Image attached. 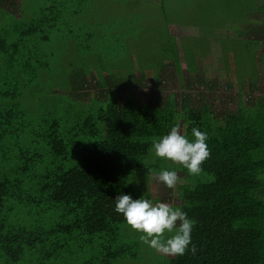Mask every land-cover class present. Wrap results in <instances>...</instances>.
<instances>
[{
  "label": "trees",
  "instance_id": "16d2710c",
  "mask_svg": "<svg viewBox=\"0 0 264 264\" xmlns=\"http://www.w3.org/2000/svg\"><path fill=\"white\" fill-rule=\"evenodd\" d=\"M39 11L38 20L14 19L12 30H0V264L134 259L136 243L122 240L126 223L113 210V198L119 192L140 197L131 179L155 174L168 162L154 156L151 144L172 125L189 139L193 126L207 132L209 157L197 175L180 164L166 167L175 169L183 183L177 196L181 203L172 205L194 220L197 253L167 256L165 264H264L263 85L234 95L228 82L219 87L188 80L179 99L165 101L159 95L141 104L134 87L143 86L145 78L117 86L103 73L104 82L94 76L72 79L73 98L98 109L86 106L80 116L68 107L64 113L32 109L22 100L38 67L45 68L40 56L48 57L43 45L50 37L46 33L32 45L28 39L39 29L49 31L46 23L58 24L61 12L53 5ZM74 40L80 43L79 34ZM182 49L188 59V49ZM236 98L237 106L228 108ZM160 199L167 202L170 194L159 193Z\"/></svg>",
  "mask_w": 264,
  "mask_h": 264
},
{
  "label": "rangeland",
  "instance_id": "374dc122",
  "mask_svg": "<svg viewBox=\"0 0 264 264\" xmlns=\"http://www.w3.org/2000/svg\"><path fill=\"white\" fill-rule=\"evenodd\" d=\"M2 1V0H1ZM0 1V30L11 29L12 20L29 23L42 17L40 9L56 6L60 9L59 23L54 27H43L49 31L39 29L36 35L28 39L31 45L44 34H48L49 41H45L43 47L48 53L41 55L45 68L38 67L33 75L30 85L32 89L26 90L22 100L32 109L42 106L47 111L58 110L57 113H64L68 107L71 115L80 116L86 111V106L91 109H98L97 104L87 105L88 100L82 101L73 98V78L94 76L100 81L104 75H108L113 84H133L137 79H144V85L136 84L135 93L141 104L148 102L149 98L160 95L162 100L170 101L179 99L180 89L178 81L170 82L172 58L183 56L180 49L175 47L172 29L167 24L176 20L193 18V21L201 19L206 12L212 10L217 12L219 18L224 16L235 17V6L237 0H4ZM15 1L10 6L5 2ZM7 2V3H8ZM230 3L226 5V3ZM163 5L165 13L163 17L160 8ZM193 9L192 15L174 17L172 8ZM232 6V7H231ZM67 7V8H66ZM77 11V15H71V10ZM58 10V9H57ZM186 18V19H185ZM166 19V21H165ZM19 25V24H17ZM42 28V27H41ZM16 33L14 38H18ZM79 34L80 43L74 40ZM79 41V40H78ZM28 42V46L31 47ZM185 44L180 41L178 45ZM184 52V49H182ZM46 59L51 65L49 69L45 66ZM170 61L172 63H170ZM170 66L164 72V83L158 76L160 67ZM35 70V69H34ZM33 70V71H34ZM32 71V73H33ZM104 73V75H103ZM256 77V71H249ZM214 76V74H213ZM212 76V77H213ZM154 77H158L156 79ZM163 78V79H164ZM175 80H177L175 78ZM185 80H183V83ZM92 83V82H91ZM92 83V87H94ZM93 89V88H92ZM219 89V88H218ZM217 89V90H218ZM32 90V91H31ZM234 95L238 90L234 88ZM122 97V91L117 92ZM89 98V97H87ZM245 99L247 97H244ZM218 102V98H214ZM66 101L70 105L66 106ZM221 107L226 108L224 105ZM236 107V103H228V108ZM151 162L158 163V160L151 159ZM170 161L162 164L166 168ZM177 169L178 163L170 164ZM152 175L133 176L135 193L140 197L159 200V193L162 196L170 194L167 201L172 204H180L178 199L179 190L182 189L181 179L177 181L173 189L166 188L162 183L154 179ZM157 197V199H156ZM175 206V205H173ZM53 220L47 219V223ZM122 240L126 243H136L137 256L134 259L128 258L121 264H165L167 256L157 253L144 245L138 238V234L127 224H122L120 229ZM80 257L75 259L80 260Z\"/></svg>",
  "mask_w": 264,
  "mask_h": 264
},
{
  "label": "crops",
  "instance_id": "0c3cea01",
  "mask_svg": "<svg viewBox=\"0 0 264 264\" xmlns=\"http://www.w3.org/2000/svg\"><path fill=\"white\" fill-rule=\"evenodd\" d=\"M243 1L245 0H237L234 3L239 8L232 18L226 16L219 18L217 12L209 10L199 20L193 21V18L183 20V18L167 24L172 29L175 43L185 42L182 45L177 43L175 45L183 56L171 59L173 64L170 82L178 81V89L185 88V82L188 80L213 82L219 87L228 82L238 90V93L242 92L244 95L251 85L262 84L264 87V10L262 9L264 0H253L256 3L250 4L246 2L247 0ZM159 8L161 15L166 17L167 8L163 5ZM178 9L176 6L171 9L172 16L179 17L193 13V9H184L182 13H177ZM183 47L188 49V59L185 58ZM178 64L181 69H178ZM168 67L170 66L165 65L159 68V78L164 83L166 80L163 76ZM254 69L256 77L249 73ZM238 101L239 98L233 101L236 106Z\"/></svg>",
  "mask_w": 264,
  "mask_h": 264
},
{
  "label": "clouds",
  "instance_id": "9594fccd",
  "mask_svg": "<svg viewBox=\"0 0 264 264\" xmlns=\"http://www.w3.org/2000/svg\"><path fill=\"white\" fill-rule=\"evenodd\" d=\"M191 139L178 125L153 138L151 150L155 157L178 163L189 175L202 171V163L209 157L207 132L199 127L191 128ZM155 179L166 188L173 189L178 181L175 169L161 168ZM114 211L122 214L125 223L138 234L139 240L157 253L182 256L186 252L195 255L197 247L192 242L194 220L181 207L165 201L133 197L130 193L119 192L114 198Z\"/></svg>",
  "mask_w": 264,
  "mask_h": 264
},
{
  "label": "built area",
  "instance_id": "2783aa9c",
  "mask_svg": "<svg viewBox=\"0 0 264 264\" xmlns=\"http://www.w3.org/2000/svg\"><path fill=\"white\" fill-rule=\"evenodd\" d=\"M263 32H264V30H263ZM223 94V91H222V93L220 94V95H222ZM220 97V96H219Z\"/></svg>",
  "mask_w": 264,
  "mask_h": 264
}]
</instances>
